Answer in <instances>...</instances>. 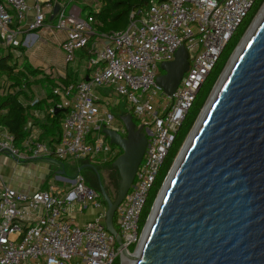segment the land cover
<instances>
[{
    "label": "built area",
    "instance_id": "1",
    "mask_svg": "<svg viewBox=\"0 0 264 264\" xmlns=\"http://www.w3.org/2000/svg\"><path fill=\"white\" fill-rule=\"evenodd\" d=\"M255 1L150 0L129 12L125 28L112 32L96 30L93 14L99 13L100 4L85 17L76 7L66 11L59 5L54 28L65 32L60 44L65 65L74 64L76 53L86 48L87 55L80 58L85 74L68 85L54 78L52 94L58 101L45 109V116L66 110L56 142L43 139L41 127L30 120L20 143L0 125V154L18 161L54 157L113 162L122 152L104 130L125 136L121 121L114 124L112 107L120 103L117 98L111 103L114 96L124 98L147 144L114 214L122 246L105 228L101 194L85 183L80 172L31 193L9 186L0 175V264H114L116 260L122 264L121 247L129 251L130 245H138L141 211L196 92ZM44 2L49 6V0H33L31 5L27 0H0V45L14 49L21 45L17 26L29 11L33 17L26 30L43 27ZM15 21L18 25L13 27ZM180 46L187 52L188 69L169 95L156 78ZM0 90L7 92L1 77ZM38 102L33 98L29 105ZM88 209L93 211L92 219L81 225L74 222L77 213Z\"/></svg>",
    "mask_w": 264,
    "mask_h": 264
},
{
    "label": "water",
    "instance_id": "2",
    "mask_svg": "<svg viewBox=\"0 0 264 264\" xmlns=\"http://www.w3.org/2000/svg\"><path fill=\"white\" fill-rule=\"evenodd\" d=\"M58 10L55 3L51 17ZM161 69L164 74L156 82L170 95L188 69L184 47ZM119 120L124 137L104 130L122 152L112 162L119 175L116 198L108 197L98 174L97 187L106 204L105 228L122 246L113 218L133 182L147 138L131 114ZM121 253L132 264H264V14L176 164L137 254L124 247Z\"/></svg>",
    "mask_w": 264,
    "mask_h": 264
},
{
    "label": "trees",
    "instance_id": "3",
    "mask_svg": "<svg viewBox=\"0 0 264 264\" xmlns=\"http://www.w3.org/2000/svg\"><path fill=\"white\" fill-rule=\"evenodd\" d=\"M59 0H49V3L54 4ZM101 4L99 13H94L93 17L97 21L96 30L99 32H112L118 31L127 25L128 14L132 9L139 7H145L150 0H98ZM264 0H256L247 16L242 23L238 26L235 33L229 38L227 43L222 49L220 56L216 63L209 71L205 80L199 87L195 94L194 100L191 106L187 110L177 132L174 142L169 149L165 159L162 162L158 175L151 187L145 205L141 211L139 218V231L142 230L146 218L149 214L150 208L155 200L156 194L173 162L175 155L177 154L180 146L182 145L185 137L187 136L191 126L193 125L198 113L200 112L206 98L208 97L212 86L220 75L226 61L230 54L236 47L241 36L251 23L253 17L259 10ZM93 13L89 9V14ZM92 40H90L91 42ZM89 42V43H90ZM18 55L13 57L11 53H6L0 56V77L4 79L7 92L0 93V125H3L14 136L17 143H20L25 136L24 126L29 121V117L26 112V108L20 101V96L31 85L38 84L44 88L47 99H51V105H54L58 98L52 94V88L55 86V79L50 75L44 74L43 70L39 68L31 67L27 63L26 57L23 55L25 48L19 45L17 48ZM79 58H83L87 55V49L84 48L78 52ZM21 59V63L18 60ZM77 72L72 69H68L64 77H58V80L65 85L73 84L78 80ZM42 102H38L36 106L41 105ZM117 111V109H114ZM65 109L60 108L52 113L51 116H46L40 123L41 131L43 133V139L48 140L51 144L58 140L60 132V121L65 114ZM119 112V110H118ZM126 113L131 114L129 111ZM120 114H124L123 112ZM120 117V116H119ZM133 121L138 125L137 120L133 117ZM54 159L59 164H63L65 160ZM112 161L107 162L111 164ZM104 201V200H103ZM105 203V202H104ZM115 225V216L113 218ZM116 226V225H115ZM135 245L128 247L129 252H132ZM114 264H119V260H116Z\"/></svg>",
    "mask_w": 264,
    "mask_h": 264
},
{
    "label": "crops",
    "instance_id": "4",
    "mask_svg": "<svg viewBox=\"0 0 264 264\" xmlns=\"http://www.w3.org/2000/svg\"><path fill=\"white\" fill-rule=\"evenodd\" d=\"M82 1L83 3H85L84 1L86 0H82ZM94 1H98V0H94ZM27 2L29 3V5H31L33 0H27ZM55 3L64 6L66 11H70L72 7L77 8V6L73 3V0H59L56 1ZM54 4L49 3V6H47L45 2L43 4L44 12H45V21L43 27L38 28L34 31L26 30V24L30 22L33 17L32 11H29L26 14L25 19L21 23H19L20 25H18V23L15 21L12 26L16 27L18 25L17 27L21 29V32H19L17 35V39L21 42V46L25 48L23 55L26 57L27 63L31 67L39 68L43 70L44 74L50 75L51 78L63 77L68 69H72L75 72H77L76 74L79 80L82 74H85L83 71L82 61L80 60L77 52L76 53L78 57L77 61L72 65L71 64L67 66L65 65L64 54L60 48V44L65 37V32L56 30L54 28L55 18L54 16L51 17ZM98 4H100L99 1ZM85 5L88 4L85 3ZM50 6H51V12L49 10ZM94 6H92L90 10H92ZM77 9H78L77 13L81 17H85L89 13V9L83 10L79 7ZM8 52L11 53L13 57H16L18 55L17 49L5 48L0 45V56L5 55ZM18 61L19 63H21V59ZM100 92L101 95H106L105 90H101ZM46 97L47 95L44 88L38 84L35 85L33 84L28 89H26L25 92L19 98L22 105L26 108V112L29 117V120L32 121V123L37 126H40V123L45 119L46 117L45 109L50 105L49 103L51 99H47ZM33 98H38L39 101L42 102V104L38 106H36L37 104L35 106H30L29 101H31V99ZM110 101L111 103H115L114 97L110 98ZM118 106L119 104L113 105L112 110L116 109V107ZM6 183L9 186L15 188V186L10 184L9 182L6 181ZM16 190L19 189L17 188ZM36 190H38V188L34 190L32 189L31 191H23V192L31 193ZM77 214H80V216L78 219L75 217L76 219L74 220V222H76L78 225L85 223L86 221L92 219L93 217L92 216L93 213L90 211H84L83 213H77Z\"/></svg>",
    "mask_w": 264,
    "mask_h": 264
},
{
    "label": "rangeland",
    "instance_id": "5",
    "mask_svg": "<svg viewBox=\"0 0 264 264\" xmlns=\"http://www.w3.org/2000/svg\"><path fill=\"white\" fill-rule=\"evenodd\" d=\"M84 2L87 3L88 5H85V3H83L82 0H73V3L77 6V8L79 7L83 10L84 9L88 10V9H91L92 6L98 5V1H94V0H86ZM263 4H264V1H263L262 5ZM262 5L260 6L259 10L261 9ZM76 10L78 11V9H76ZM258 11H257V13H258ZM257 13L255 14L251 23L249 24V26L247 27V29L245 30V32L241 36L237 45H239L240 41L242 40V38L246 34L250 25L254 21V18L256 17ZM231 55L232 54H230V56H229L228 60L226 61L220 75L218 76L217 80L215 81V83L213 85L214 87L212 86L213 90H214L216 84L218 83L220 77L222 76V73L224 72L230 58L232 57ZM160 72H161V74H164V71L162 69L160 70ZM212 91L209 93L204 104H206V101H208ZM114 98L119 99V102H120L119 106L116 107L117 111L112 110L113 115H114V119H115L114 124H117L119 122V116L121 117V116H124L125 114H127L126 111H128V106L125 104L123 97L114 96ZM118 110H119V112H118ZM201 110H202V108H201ZM122 112L124 114H120ZM192 127L193 126H191V128H190L187 136L185 137V139L186 138L188 139L190 132H192L191 130L194 129V127H193V129H192ZM185 139H184V141H185ZM184 141H183V143H184ZM183 143H182V145H183ZM181 146H180L177 154L175 155L173 162H172L163 182L168 177V175H169V173L173 167V164L176 163L175 161H176L178 154L180 153ZM181 151H183V150H181ZM0 158H2V159H0V175L3 176V178H5V180L7 182L14 185L15 188L17 187L21 191H31L32 189L34 190L36 188L44 189L46 187L47 183H49V182L54 183V184H56V183L59 184V183H62L61 178L70 179L71 177H73L76 174V172H80V174L85 179V183L95 190H98V187L96 186V180H97V174H98L100 177L101 183L103 185V188H104L106 194L108 195V197L111 200H114L117 196V187H118L119 175H118L117 170L112 166V163L111 164H107V163L102 164V163H98L96 161L75 160V159L70 158V159H65L63 164L55 165L53 163H50L48 161V159L34 160V161H30V160H27V161L19 160L18 161V160H15V158H13L12 156L3 155V154H0ZM61 170L64 171L63 175L59 174V171H61ZM163 182H162L158 191H161V189L163 187L162 186ZM67 185H69V184H67ZM157 194H158V192H157ZM157 194H156V197H157ZM156 197H155V199H156ZM152 207H153V204L150 208L149 214L152 210ZM86 211H90L93 213V211L90 209H88ZM149 214H148V216H149ZM79 216H80V214H77L76 218L78 219ZM148 216H147V218H148ZM147 218H146V221H147ZM146 221H145V223H146ZM144 227H145V224L141 230V233L143 232ZM136 247L137 246L135 245V248L131 253L135 252Z\"/></svg>",
    "mask_w": 264,
    "mask_h": 264
},
{
    "label": "bare ground",
    "instance_id": "6",
    "mask_svg": "<svg viewBox=\"0 0 264 264\" xmlns=\"http://www.w3.org/2000/svg\"><path fill=\"white\" fill-rule=\"evenodd\" d=\"M263 14H264V4L262 5L261 9L258 11L256 17L254 18V21H253L252 24L250 25V27H249V29L247 30L246 34L244 35V37H243L242 40L240 41V43H239L237 49L235 50V52L233 53L232 57L230 58V60H229V62H228V64H227V66H226L224 72L222 73V76L220 77V79H219L218 83L216 84L214 90L212 91V93H211V95H210L208 101L206 102V104H205V106H204V108H203V110H202V112H201V114H200V116H199V118H198V121L196 122V124H195V126H194V129L192 128L193 130H191L192 132H190V134H189V136H188V139H187V142L185 143L184 147L182 148L183 151H181V152L179 153V156H178L177 160L175 161L176 163L174 164L173 169L171 170V172H170V174H169L167 180L165 181V184H164V186H163V188H162V190H161V192H160V194H159V197H158V199H157V201H156V203H155V206H154V208H153V210H152V212H151L150 218H149V220L147 221V224H146V226H145V228H144V230H143V232H142V235H141V237H140V239H139V242H138V245H137V247H136V250H135V252L132 254L133 256H135V255L137 254V252H138V250H139V248H140V246H141V244H142V241H143V239H144V237H145V235H146V232H147V230H148L149 224H150V222H151V220H152V218H153V216H154V213H155L156 208H157V206H158V204H159V202H160V199H161V197H162V195H163V193H164V190H165V188H166V186H167V184H168V181L170 180L171 174H172L173 170L175 169L176 164L178 163V161H179V159H180L182 153L184 152V149L186 148V146L188 145V143H189L190 140L192 139V137H193L195 131L197 130V128H198V126H199V123L201 122V120H202V118H203L205 112L207 111V109H208L210 103L212 102V100H213V98H214V96H215V94H216L218 88L220 87V84H221V82L223 81V79H224L226 73H227V72L229 71V69L231 68V66H232L233 62L235 61L237 55L239 54L241 48L243 47V45L245 44V42L247 41V39L249 38V36H250L251 33L253 32L254 28L256 27L257 23L259 22V20H260L261 17L263 16ZM132 262H133V259H132V258H129L128 256H123V258H122V264H132Z\"/></svg>",
    "mask_w": 264,
    "mask_h": 264
},
{
    "label": "flooded vegetation",
    "instance_id": "7",
    "mask_svg": "<svg viewBox=\"0 0 264 264\" xmlns=\"http://www.w3.org/2000/svg\"><path fill=\"white\" fill-rule=\"evenodd\" d=\"M100 178V177H99ZM96 186H97V180H96Z\"/></svg>",
    "mask_w": 264,
    "mask_h": 264
}]
</instances>
